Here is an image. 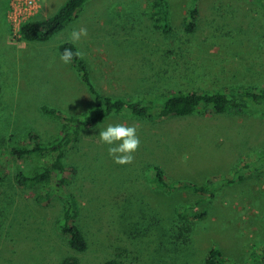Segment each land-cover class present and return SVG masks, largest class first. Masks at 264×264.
<instances>
[{"label":"rangeland","instance_id":"obj_1","mask_svg":"<svg viewBox=\"0 0 264 264\" xmlns=\"http://www.w3.org/2000/svg\"><path fill=\"white\" fill-rule=\"evenodd\" d=\"M67 1L44 0L34 20L53 16ZM152 1L90 0L48 42L30 43L12 31L9 0H0V264H60L67 255L77 256L80 264L115 258L124 264H204L214 246L229 264H252L264 253V117L253 111L219 115L210 110L160 121L124 113L84 131L69 158L81 181L91 180L85 188L90 197L80 200L78 214L90 243L86 254L77 255L58 236L62 203L40 201L48 188L18 183L20 173L49 165L51 159H17L10 143L25 144L31 132L46 143L61 133V122L41 108L82 115L93 105L78 70L59 59V46L69 42L73 29H87L75 45L89 59L98 87L110 96L156 97L234 84L264 88V1L199 0L198 27L190 35L184 18L192 0H169L173 30L167 35L149 20ZM160 67L179 75L184 68L190 72L183 80H158L164 75ZM120 123L135 124L141 141L127 165L115 164L98 136L100 129ZM153 167L165 171L169 189L157 184ZM210 182L212 199L179 187ZM128 197L132 202L121 200ZM203 200L209 201L200 207L208 211L204 219L185 224L176 218V209ZM143 205L149 216L142 223L154 220L162 230L163 239L155 245L135 241L138 234L129 237L106 210L115 208L114 217L125 221Z\"/></svg>","mask_w":264,"mask_h":264},{"label":"trees","instance_id":"obj_2","mask_svg":"<svg viewBox=\"0 0 264 264\" xmlns=\"http://www.w3.org/2000/svg\"><path fill=\"white\" fill-rule=\"evenodd\" d=\"M89 1L68 0L53 16L42 20H32L24 24L21 29L23 40L30 43L48 42L73 21ZM252 1L261 2L264 0ZM147 15L156 30L161 31L165 35L173 30L169 0H153ZM199 18V0H192L184 18L186 33L189 35L195 33ZM65 48L75 51L79 47L70 42L64 43L59 46V55ZM87 60L89 59L85 56H83V59L74 58L71 64L78 70L80 78L93 99V105L88 112L82 115H66L58 109L43 106L41 109L44 114L61 122V133L55 139L46 143L34 132L27 134L25 144L10 143L11 153L17 159H25L31 156L49 157L51 159L49 165L20 173L17 178L18 183L20 186H45L48 190L41 193L40 201L44 203L54 199L62 203V208L56 216L57 234L67 242L70 249L77 255L86 254L90 249L88 236L78 223V214L81 205L80 200L83 197H90L87 195L85 188L87 186L86 182L91 180L81 181V174L73 163L74 159H70L69 156L73 157L71 152L74 148H78L85 133L84 131L95 129L107 119L124 113H129L140 120L154 121L174 117H188L194 114L205 115L210 110L219 115L241 114L246 113V111H253L264 117V88L262 87L234 84L212 91L184 88L182 91L179 89L171 93L160 92L156 97L137 96L131 99H124L110 96L101 91L92 76V69L87 65ZM161 70L164 75L157 78L154 73L152 78L154 76L158 80H183L185 74L190 72L188 68L182 69L180 75L179 70L173 72L166 68ZM146 77L150 83L152 79L149 76ZM1 93L2 81L0 72V96ZM152 171L157 184L163 190L169 189L170 179L166 177L165 171L160 167H153ZM54 177L57 178V181H54ZM78 185H81V187L78 188ZM214 186V182H210L202 185L183 183L179 187L195 193L210 194L209 199H212L215 195ZM78 189L80 190L79 193H77ZM42 198L45 199L42 200ZM130 199L128 197L121 200L132 202ZM205 202L209 201L203 200L195 204L181 206L175 210L176 218L185 224L191 220L204 219L208 211L200 207ZM106 210L109 213V218L129 237H134L135 234H138V237L133 238L135 241H143L152 245L162 241L163 238L160 233L162 230L158 228L154 220L142 223V219H146L145 217L149 216V214H144V211L148 210L146 206L143 205L137 208V210L143 211L142 213L141 211L130 212L132 218L130 217L129 220L125 221L114 217L115 208H112L111 211L108 208ZM189 232H192V227ZM204 258V264H229L222 250L217 246L212 247ZM60 264H80V259L74 255H67L61 259ZM105 264L124 263L115 258L106 261ZM252 264H264V253L261 252L256 255Z\"/></svg>","mask_w":264,"mask_h":264},{"label":"clouds","instance_id":"obj_3","mask_svg":"<svg viewBox=\"0 0 264 264\" xmlns=\"http://www.w3.org/2000/svg\"><path fill=\"white\" fill-rule=\"evenodd\" d=\"M88 35L87 29L81 27L73 29L70 33L69 42L78 44L82 37ZM84 53L77 48L73 51L65 48L60 54L59 59L65 65L71 64L74 58L83 59ZM100 142L107 145L109 156L117 165H127L133 163L134 153L140 147V138L137 135V126L135 124L129 126L126 124H109L98 132Z\"/></svg>","mask_w":264,"mask_h":264},{"label":"built area","instance_id":"obj_4","mask_svg":"<svg viewBox=\"0 0 264 264\" xmlns=\"http://www.w3.org/2000/svg\"><path fill=\"white\" fill-rule=\"evenodd\" d=\"M44 0H9L7 19L15 34L21 36L24 24L39 15ZM22 37V36H21Z\"/></svg>","mask_w":264,"mask_h":264}]
</instances>
